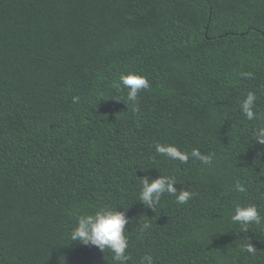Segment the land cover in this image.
Masks as SVG:
<instances>
[{"label":"trees","instance_id":"16d2710c","mask_svg":"<svg viewBox=\"0 0 264 264\" xmlns=\"http://www.w3.org/2000/svg\"><path fill=\"white\" fill-rule=\"evenodd\" d=\"M130 72L150 82L138 110L117 87ZM257 127L264 0H0V264H119L70 238L101 207L129 220L126 264H264V224L231 220L237 205L264 217ZM157 143L213 163L181 164ZM160 174L193 197L145 207L141 181Z\"/></svg>","mask_w":264,"mask_h":264},{"label":"clouds","instance_id":"9594fccd","mask_svg":"<svg viewBox=\"0 0 264 264\" xmlns=\"http://www.w3.org/2000/svg\"><path fill=\"white\" fill-rule=\"evenodd\" d=\"M241 75L245 78H251L253 74L242 73ZM117 87L121 91L126 90L127 102L131 103L134 109L138 110V94L141 90H147L150 87V82L147 77L130 72L120 76ZM256 98L254 92H249L239 105L240 111L249 121L257 118L254 110ZM123 102L125 103V101ZM254 136L255 140L264 144V127H257ZM155 151L160 155L167 156L171 160H178L181 164L187 163L191 156L199 160L202 164L211 166L214 158V154H203L197 148H193L189 153L179 150L176 146L170 144L157 143L155 145ZM141 184L142 190L140 192L139 201L145 207L152 210L160 203L161 197L165 194L175 196L179 204L187 203L194 195V193L186 189H180L178 191L175 187L177 181L173 176L160 174L157 178L152 180H149V178L145 176ZM234 191L243 193L246 191V188L237 180L234 184ZM231 220L234 223L240 224L242 232L248 231L249 225L264 224V217L260 215L255 205H237L231 215ZM128 223L129 220L124 211L101 207L92 214L80 215L77 225L70 233V238L71 241H78L84 245H93L101 252L108 249L113 253L112 259L114 261L119 262V264H126L130 259L126 251L129 247L128 238L125 235V226ZM150 228L151 224L145 222L140 226V232L144 233ZM242 251L254 254L255 247L248 242ZM142 264H153L152 256H144Z\"/></svg>","mask_w":264,"mask_h":264}]
</instances>
